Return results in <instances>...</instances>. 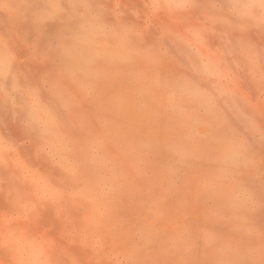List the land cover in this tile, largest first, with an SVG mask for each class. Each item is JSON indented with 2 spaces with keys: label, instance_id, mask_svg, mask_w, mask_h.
Masks as SVG:
<instances>
[{
  "label": "bare ground",
  "instance_id": "6f19581e",
  "mask_svg": "<svg viewBox=\"0 0 264 264\" xmlns=\"http://www.w3.org/2000/svg\"><path fill=\"white\" fill-rule=\"evenodd\" d=\"M0 210L264 264V0H0Z\"/></svg>",
  "mask_w": 264,
  "mask_h": 264
},
{
  "label": "rangeland",
  "instance_id": "374dc122",
  "mask_svg": "<svg viewBox=\"0 0 264 264\" xmlns=\"http://www.w3.org/2000/svg\"><path fill=\"white\" fill-rule=\"evenodd\" d=\"M37 219L39 220L40 217ZM37 219L35 221L33 218L30 219L29 216H25L24 214L18 213L16 211L0 210V264H93L96 261L100 263L101 256L103 260L100 264H137V262L138 264H146V262L149 264L152 261V264H165L166 262L168 264L169 262H171V264H181L180 262H182L183 264L186 261L185 259L184 261L181 259V261L175 260V262L174 259H167V257L160 260L159 258L151 259V257H149L147 259H141L140 263L139 259H130L123 256L127 247L130 249L132 248L131 245L123 244L125 245L124 248L123 245L116 244L118 246L121 245V249L115 244H112V246L110 242L101 238L103 237L102 230H99L101 233L98 231L100 235H98V233L97 235H94L93 241L90 240V235L86 234V238L89 240L88 242L84 243L75 241L73 239L74 237H72L75 230H77V227L73 228V230L69 228L63 229L59 228V226L55 224L57 227L54 229L52 227L54 223L52 224V222L48 221L47 219H42V216L41 221H45L46 223L48 221V223L44 224L43 222V224H41L39 221V225L37 226ZM16 221L17 224H15ZM26 221H30V224L25 225ZM34 222L36 223L33 224ZM20 223H22V225H18ZM28 229H30L32 234L31 237L29 234L30 232L27 231ZM26 234L29 235L30 238L27 236L25 239ZM107 243H109V248L107 245H105ZM114 246H116L117 250L116 248L114 249ZM100 249L103 250L100 252L101 254L99 253ZM106 249L108 250L106 251ZM88 251L89 257H87ZM84 253L87 254V256L85 255L87 257L86 259L84 258L85 256H82ZM99 254L101 256H99ZM104 255L106 256L105 258H103ZM97 256L99 258L96 260L95 257ZM91 257H94V259L92 258L94 262L88 259ZM153 259H155V261ZM133 260L138 261L134 262ZM148 260H150L149 263ZM220 263L225 264L223 262Z\"/></svg>",
  "mask_w": 264,
  "mask_h": 264
}]
</instances>
